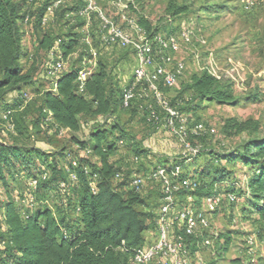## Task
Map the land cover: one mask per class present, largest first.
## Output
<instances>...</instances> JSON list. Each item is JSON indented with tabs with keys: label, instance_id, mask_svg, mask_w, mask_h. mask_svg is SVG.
Here are the masks:
<instances>
[{
	"label": "trees",
	"instance_id": "1",
	"mask_svg": "<svg viewBox=\"0 0 264 264\" xmlns=\"http://www.w3.org/2000/svg\"><path fill=\"white\" fill-rule=\"evenodd\" d=\"M37 1L0 0V124H5L3 114L11 111L14 133H8L11 136L9 139H15L14 142L0 140V264H134V252L151 243L147 234L153 232L152 237L154 240L157 238L156 220L162 194L157 183H149L141 192H136L131 187L130 180L134 173L145 175L149 171L142 172L141 168L147 165L143 159H148L150 150L139 145L135 136L121 124L119 116L113 117L118 112L139 115L145 126L153 130L160 125H153L149 121L148 105L153 104L157 112H160V108L151 95L144 100L136 99L128 108H124L123 89L115 83L112 75L115 68L111 69L107 63L99 60L97 69L88 77L83 92H79L77 76L84 68L74 69L71 59L68 61L67 58L75 54L79 47H83L88 56H83V59H90L83 38L89 37L97 51L113 48L134 53L129 49L109 47L102 43L100 20L96 14L92 15L89 32L85 34V19L77 15L82 7L80 0L66 1L46 25H42V19L52 0L44 1L45 4L33 11L32 6ZM102 9L107 14L104 7ZM168 10L174 15L186 12L185 7L176 8L172 5ZM68 13L72 21L63 24ZM26 16L30 21L25 25L23 20ZM112 19L118 23V18ZM132 19L148 39L159 35L151 33V26L147 21ZM67 24L73 25L66 32L60 33V29ZM80 28L82 32H77ZM27 36L35 39L36 54L45 55L44 72L39 76L51 86L48 89H42L44 83L36 84L37 66L32 65L25 70L20 63L22 43ZM54 47L68 63L56 79L49 78L45 73L50 62L49 53ZM25 87L35 88V100L30 102V98L25 102V94L31 97L28 91L23 90ZM160 89L167 100L166 95L170 89L163 85ZM186 89L179 98L188 95L186 100L189 104L197 101L220 105L237 103L231 89L207 70L193 75ZM167 101L171 107L193 120L181 108L178 98ZM31 105H35L31 123L39 132L49 135L53 130L59 137L70 133L71 145L77 152L63 149L58 151L45 146L46 144L43 147L29 143L30 140L26 139L27 126L19 127L16 115L27 114ZM82 117L87 118L86 124ZM193 122V125L199 123L196 120ZM259 126V121L252 119H228L222 131L227 136L257 133ZM85 129H88V138L84 142L79 141L76 134ZM61 130H65V133L60 134ZM210 136L191 138V141L195 144L201 138ZM122 148L127 150L130 160L122 157ZM203 148L205 151L192 160L202 156L210 157L211 164L207 168L211 172L208 171V176L189 175L187 163L192 160L174 161L182 166L183 178L197 179L201 183L198 190L191 193L196 208H201L203 199L208 195L234 193L238 198L242 192L247 199L242 209L249 207L254 212V225L262 241L264 138L247 141L240 151L233 149L219 153L206 149L205 146ZM136 158L137 162L134 161ZM228 161L243 164L245 169L241 178L221 169V163ZM168 164V160L158 162L153 169ZM118 174L123 175L122 183L116 182V178L122 177H117ZM71 175L76 179L72 180ZM125 176L130 179L127 184L124 182ZM10 180L20 181L23 184L22 191L16 194L13 189V192L10 191ZM31 180H38L35 190L29 187ZM62 184L65 186L64 190H61ZM187 195L185 191L178 193L177 201L180 206L183 201L186 203ZM149 200L153 201L152 204ZM237 203L238 201L227 203L214 214ZM152 223L155 226L151 227ZM209 236L212 240L215 239V236ZM221 239L225 240L224 251L227 252L230 238ZM198 241L199 239L194 238L188 240L189 251H195L193 248ZM213 248L214 246L211 249ZM218 254L219 250H216L214 255ZM251 263L241 258L231 261V264ZM152 264H158V260Z\"/></svg>",
	"mask_w": 264,
	"mask_h": 264
},
{
	"label": "rangeland",
	"instance_id": "2",
	"mask_svg": "<svg viewBox=\"0 0 264 264\" xmlns=\"http://www.w3.org/2000/svg\"><path fill=\"white\" fill-rule=\"evenodd\" d=\"M116 1L122 6H126V8H116L111 0H106L103 7L107 10V15L114 19H119L117 21L119 25L126 27L121 17L123 13H126V15L137 20L143 19L147 21L151 26V33L167 38H176L180 42L178 52H169L168 55L173 60L172 65L183 62L185 70L178 85L167 92V100L178 98L181 108L188 112L187 114L192 116L193 120L205 125L208 129L215 130L214 135L201 138L200 142L197 141L195 144H202L206 149H213L222 153L233 149L240 151L247 141L264 138V0H246L247 3H243L242 0ZM171 5L176 8L185 7L186 12L181 15H174L168 10ZM185 31H193L195 34L189 44L181 42V34ZM134 36L136 37V34ZM200 39L204 43L200 42ZM127 52L129 51H118V56L114 59L117 65L121 64V67H111L112 64L107 61L109 67L111 69L116 68L123 79L132 76L131 73L133 72L132 59ZM211 55L214 60L210 58ZM83 56L88 57L86 56V50L83 47H79L70 60L74 69L91 67L88 62H86L85 67L83 66ZM36 58L37 71L38 75H40L44 72L43 66L46 65V58L44 54L36 55ZM86 60L89 61L90 59ZM104 62L106 63V59H104ZM207 63L218 68L217 74L221 77L220 80L231 89L235 98H237V103L220 105L197 101L195 104H189L186 100L188 95L183 96L182 99L179 98L182 96V92L187 91L186 86H188L191 77L205 72ZM172 65L170 64L169 66ZM124 81H121L122 87ZM45 85L44 89L51 87L50 85ZM27 91L31 94L30 102L35 100L33 90ZM34 106L28 107L27 114L18 113L16 115L19 127L27 126L26 134L28 137L26 139L30 140L29 143L38 146L46 144L45 146L58 151L63 149L77 152L71 145L70 133L59 137L57 132H53V130L49 132V135L39 132L35 125L31 123ZM24 115L25 117L23 118ZM122 115L124 116L118 118L120 121L123 119L128 123L129 133L135 136L136 141L143 142L149 138L147 139L149 141L147 144L151 146V158L160 157L161 160H165L177 156L178 159L183 160L182 155H177L178 151L181 150L180 143L168 129L160 125L158 128L150 130V128L145 126L142 119L131 121L128 119L129 113L124 112ZM228 119L259 121V130L257 133L245 132L227 136L223 133L222 127ZM193 120L189 121V129L193 126ZM82 121L86 124L87 118L82 117ZM86 130L88 129L76 134L79 141L84 142L87 140L89 132ZM158 131L160 132L159 134H157ZM9 134L4 132V125L0 124V140L14 142V138L9 139L11 138ZM152 135L155 136L153 137ZM120 152V154H123L122 157L129 159L126 149L122 148ZM210 160V157L202 156L197 160H192L193 162H188V174H199L200 177L202 175L204 177L208 176L209 169L207 167L211 164ZM223 168L228 174L234 173L238 179L241 178V174L244 171L243 164L236 161L221 163V169ZM32 171L34 174L33 168ZM28 174H30V170ZM121 179H123V176L116 178V182L122 183ZM124 180L127 184L130 180L129 176H125ZM9 182L10 191L13 192L14 190L15 194L22 191L23 184L20 181L10 180ZM43 194L45 195V193ZM47 195H49V191ZM243 195L245 194L239 193L237 204L211 215V233H215L217 236L213 240L214 248H203L201 246L202 240L199 239L197 245L193 248L195 249L194 252L192 250L189 251L188 248L187 253L190 264H231V261L236 258L248 260V262H252L251 264H264V242H261L258 229L254 225L256 223L254 212L249 207H246L247 209L245 210L242 209L247 201L246 195ZM148 202L152 204L153 201L149 200ZM1 204L0 202V206ZM186 205L183 201L180 208ZM153 226H155L154 223H152L151 227ZM152 234L154 233L147 234L150 242L154 240ZM207 234L208 232H203L202 235L205 236ZM250 236H255L259 242L258 247L251 252L246 244V240ZM223 237L225 239L227 237L230 238V247L227 252L224 251L225 240L221 239ZM216 250H219L218 255H214ZM261 254H263L262 257H260Z\"/></svg>",
	"mask_w": 264,
	"mask_h": 264
},
{
	"label": "built area",
	"instance_id": "3",
	"mask_svg": "<svg viewBox=\"0 0 264 264\" xmlns=\"http://www.w3.org/2000/svg\"><path fill=\"white\" fill-rule=\"evenodd\" d=\"M29 1L33 2L34 0ZM66 1L68 0H52L46 8L42 25H46ZM80 1L82 7L77 15L85 19L87 27L91 24L92 15H97L100 20L101 40L104 45L129 49L136 56L137 67L133 81L123 90V107L128 108L134 100H144L151 95L157 107L160 108V112L156 111L153 104H149V121L153 125H161L163 128L168 129L172 135L176 136L182 149L183 160L191 161L198 157L205 149L200 144H193L191 138L214 135L215 130L208 129L205 125L199 123L189 129L188 124L191 121L189 117L171 107L160 89L161 85L173 89L182 78L185 64L178 62L172 65L173 60L168 55L169 52H178L180 42L176 38H167L162 35L148 39L145 32L137 26L136 22L124 13L122 19L126 23V27H122L107 16L98 0ZM111 2L118 9L126 8V6H122L116 0H111ZM242 2L247 3L246 0H242ZM29 21L28 16L23 20L25 25ZM134 34H136V37ZM194 35L193 31L183 32L181 34V42L189 44ZM200 40L202 42V39ZM84 41L90 43L89 37H85ZM93 54L95 56V52ZM49 56L50 62L47 67V75L56 79L65 70L68 63L56 47L50 51ZM210 58L213 59L212 55ZM170 64L172 66H169ZM206 67L208 73L219 80L221 79L217 74V67L209 65V63H207ZM91 69L84 68L78 72L77 83L79 92H83L85 83L92 72ZM24 98L26 102L30 99V96L25 94ZM10 116L11 111L6 112L2 116L5 121L4 132L14 133V124ZM63 133H65V130H61L60 134ZM134 161L137 162L138 159L136 158ZM182 174V166L172 162L167 166H158L145 175L136 173L132 175L130 185L136 192H141L149 183H157L161 187L162 194L161 206L156 220L157 238L149 243L148 246L139 248L134 252L132 259L134 264H152L155 260H158V264H190L187 253L189 248L188 240L191 238L202 239V247L211 249L213 247L211 236L202 235L204 231H207L212 236H216L215 233H211V215L222 209L225 204L238 201L234 193H214L205 197L201 208L197 209L191 193L197 191L201 183L197 179L183 178ZM121 176L123 175H117V177ZM43 179H46V176H43ZM71 179L75 180L76 178L71 175ZM37 185L38 180L29 181V187L32 190H35ZM64 188L65 186L62 184L61 190H64ZM181 191H185L188 194L187 205L182 208H180L177 201V195ZM32 201L33 199L31 198L30 202ZM261 242H264V236ZM246 244L251 252L258 247L259 242L255 236H250Z\"/></svg>",
	"mask_w": 264,
	"mask_h": 264
},
{
	"label": "crops",
	"instance_id": "4",
	"mask_svg": "<svg viewBox=\"0 0 264 264\" xmlns=\"http://www.w3.org/2000/svg\"><path fill=\"white\" fill-rule=\"evenodd\" d=\"M44 1H47V0H38L37 2H35L34 4H33V6H32V10L33 11H35L37 8H39V7H41L43 4H45L44 3ZM105 1L106 0H99V3H100V5L103 7V4H105ZM107 11V10H106ZM70 20L72 21V19H71V17H70V14L68 13V14H66L65 15V17H64V19H63V24L65 23V22H70ZM72 25L73 24H67V25H65V26H63V28L62 29H60V33H62V32H66L67 30H69L71 27H72ZM53 28H54V26H53ZM85 28V34H86V32H89V30H88V27L87 26H85L84 27ZM58 30H59V28H57V33H59L58 32ZM84 30V29H83ZM45 32V30L43 31V33ZM77 32H82V29L80 28V29H77ZM43 33H41V34H43ZM83 40H84V38H83ZM25 42H26V44H25ZM35 45V39L33 38V37H30V36H27V37H25V39H24V41H23V43H22V59H21V61H20V63L22 64V65H24V68H25V70H28L30 67H32V65H34V66H37V62H36V60H37V58H36V56L35 55H42V53H38V54H36L37 53V50H36V47L34 46ZM85 45H86V47H87V49H88V51H87V53H90V56L92 57H89L90 58V60L89 61H87L86 59H83V66L85 67L86 66V62H88L89 64H90V66L91 67H89V68H87V69H91L92 70V72L94 71V70H96L97 69V66H98V64H99V62H98V60L99 61H102V62H104V59H106V63H107V61H108V63L110 62L112 65H111V67L112 66H117V68L120 66L121 67V64H119V65H117L116 64V61L114 60L117 56H118V54H117V52L118 51H120V50H115V49H113V48H109V49H99V51H97L98 49L97 48H95V46L90 42V43H87L86 41H85ZM93 52H95V56H94V54H93ZM130 56L129 57H131V59H132V64H133V72L131 73V75L132 76H129V77H125L124 79L121 77V74L118 72V70L115 68L114 69V71H113V77H114V81H115V83L117 82L118 84H119V87L121 88V89H125L126 87H128L131 83H132V81H133V77H134V72H135V69H136V67H137V59H136V57H135V55L134 54H132L131 52L129 53V52H127ZM75 54H73V55H71L70 57H68L67 58V60L69 61L70 59H71V57H73ZM105 63V62H104ZM109 66V65H108ZM110 68V67H109ZM120 70V69H119ZM121 71V70H120ZM91 72V73H92ZM45 75V74H44ZM43 75V76H44ZM49 77V76H48ZM42 76H39V75H37L36 76V79H35V81H37L36 82V84H40V83H44V86H46L45 84H47L46 83V81L44 82V80H42ZM50 78V77H49ZM122 79V80H121ZM123 80H125L124 81V84H123V87H122V83H121V81H123ZM38 84V85H39ZM48 85V84H47ZM30 89H32L33 90V92H34V89L35 88H31V87H25L23 90L24 91H27V90H30ZM42 89H44V87H42ZM48 89V88H47ZM38 96H39V94H37ZM124 112H118V113H116V114H114V117L113 118H115V117H117V116H124V115H122ZM128 119L129 120H131V121H134L135 119H140L141 120V118H140V116L138 115V116H132L131 114H129L128 115ZM122 121H120L121 122V124L122 125H124L125 126V128H127L128 129V123L127 122H125L123 119H121ZM129 130V129H128ZM130 131V130H129ZM160 132L158 131L157 132V134H159ZM154 134V133H153ZM153 137L155 136V135H152ZM150 138H152V137H150ZM147 139H149V138H147ZM147 139H145L143 142H139L138 141V143H139V145L141 146V147H143V148H145V149H149L150 150V147L151 146H149L150 144H147L149 141L147 140ZM44 147V146H43ZM182 150V149H181ZM181 150H179L178 151V153H177V155H181L182 154V151ZM159 152H161V151H159ZM150 153H152L151 152V150H150ZM161 153H164V152H161ZM181 153V154H180ZM167 154H169V153H167ZM169 155H171V154H169ZM129 157V156H128ZM171 157V156H170ZM130 160V159H129ZM165 160H168L170 163H174V161H177L178 160V158H177V156H175V157H173V158H170V159H165ZM165 160H161L160 159V157L159 158H151V156L149 155V157H148V159L147 160H144L143 159V161L144 162H147L146 164L147 165H144L142 168H141V171L142 172H144V171H147V170H153V168L157 165V163L158 162H162V161H165ZM142 161V160H141ZM142 161V162H143ZM243 169H245V167H243ZM148 171V172H149ZM249 253V252H248ZM263 256V254H261L260 255V257H262ZM247 262H248V260H247Z\"/></svg>",
	"mask_w": 264,
	"mask_h": 264
}]
</instances>
